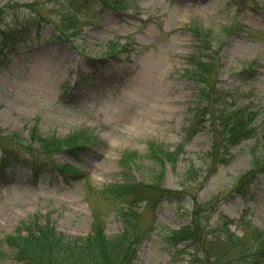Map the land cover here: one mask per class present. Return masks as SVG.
<instances>
[{"label":"rangeland","instance_id":"rangeland-1","mask_svg":"<svg viewBox=\"0 0 264 264\" xmlns=\"http://www.w3.org/2000/svg\"><path fill=\"white\" fill-rule=\"evenodd\" d=\"M0 55V264L43 225L122 233L133 178L157 182L132 206L134 264H188L166 240L190 225L201 259L258 249L264 0H0Z\"/></svg>","mask_w":264,"mask_h":264},{"label":"trees","instance_id":"trees-1","mask_svg":"<svg viewBox=\"0 0 264 264\" xmlns=\"http://www.w3.org/2000/svg\"><path fill=\"white\" fill-rule=\"evenodd\" d=\"M205 92V89L203 90ZM41 147L44 151L64 152L71 144H67L66 140L50 139L40 140ZM11 158L6 154L0 156V165H7ZM154 182V186H155ZM150 184L134 182L126 180L122 185H118L124 196H131L128 203L129 215L122 217L123 231L117 236L109 237L102 230H95L94 233L86 238H74L64 233H57L53 228L48 226H40L36 231H30L27 236L17 234L7 239V244L16 249V257L24 264H133L137 254V240L132 237L133 231L131 226L132 208L135 202L147 200L146 193ZM158 190V189H156ZM130 205V207H129ZM133 206V207H132ZM134 215V214H133ZM196 227L192 225L186 227L185 230L171 231L167 236L166 242L173 247H177L181 243L187 242L192 245L195 253L191 255L189 264H214L211 260L215 258L220 261L224 258L228 259L225 264H262L264 260V232H258L255 242H259L260 246L252 254L246 251L237 254L234 257L230 254L216 255L211 254L204 248L202 249L203 258L198 257L200 246L194 233ZM228 244H241L236 238H229ZM188 245V246H189ZM217 256V258H216ZM254 256V261H248L246 258ZM238 258V261L236 259ZM220 264V263H216Z\"/></svg>","mask_w":264,"mask_h":264}]
</instances>
